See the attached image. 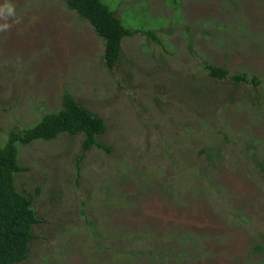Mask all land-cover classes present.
Returning a JSON list of instances; mask_svg holds the SVG:
<instances>
[{
    "label": "rangeland",
    "instance_id": "rangeland-1",
    "mask_svg": "<svg viewBox=\"0 0 264 264\" xmlns=\"http://www.w3.org/2000/svg\"><path fill=\"white\" fill-rule=\"evenodd\" d=\"M147 1L151 17L138 15L136 25H159L170 11L158 4H175ZM6 3L15 16L0 19L10 25L0 31V144L10 129L33 126L58 109L67 91L105 120L102 141L109 146L86 152L79 171L81 138L19 146L27 172L18 186L44 190L33 202L42 219L38 239L20 264H264V248L254 250L264 246V173L233 144L234 136L222 139L212 128L224 121L242 143L264 146V101L250 104L251 89L264 98V0H178L184 21L160 35L164 50L139 34L122 40L127 81L103 66V44L64 0H0ZM124 9L117 15L124 17ZM187 28L195 31L191 48L183 37ZM205 62L248 81L255 77L257 86L241 83L231 103L223 91L209 102L168 73L203 75ZM213 82L200 84H225ZM159 83L165 92L158 93ZM201 101L204 107H196ZM209 149L218 158L208 160ZM263 154L264 148L257 158ZM243 156L247 164H239ZM48 194L59 198L51 203ZM187 232L198 239L189 242L194 247L181 242Z\"/></svg>",
    "mask_w": 264,
    "mask_h": 264
},
{
    "label": "trees",
    "instance_id": "trees-1",
    "mask_svg": "<svg viewBox=\"0 0 264 264\" xmlns=\"http://www.w3.org/2000/svg\"><path fill=\"white\" fill-rule=\"evenodd\" d=\"M125 2L126 0H64L67 10L75 12L80 19L87 21L95 34V38L103 44L101 56L103 66L110 71L115 69L121 71V79L127 81L129 73L123 70L124 53L122 50V40L126 37H133L139 34L145 37L144 41L147 42V45L155 44L164 50L165 44L163 43V37L160 35L163 34L165 36L166 33L170 35L172 27L175 26L176 22L178 20L183 22L184 20L180 14L182 11L181 6L178 0H175V4L172 5L173 7L165 6L164 4L167 2H163L161 5L158 4L159 10L160 8L167 7L170 11L169 17L163 16L156 21L161 25L159 24L155 27L136 25L135 20L138 18V15L147 14L149 18L151 17V5L153 3L143 0L141 3H130L129 6H126ZM119 6L125 7L126 13L124 17L117 15ZM142 6H145V8H142ZM195 28L198 30L201 27L197 25ZM185 31L183 37L186 40L189 39L188 48H191V37L195 31L191 32L188 28ZM204 33L206 32L204 31ZM139 48L141 50L145 49L144 46H139ZM157 55V58L165 60L160 53ZM129 64H131V61ZM159 68V66H155V70ZM203 69L205 71L203 75H183L172 69H168V73L174 72L177 76H181L178 86L182 87L187 84L185 86L187 91H189L188 86H192L193 90L189 91L190 94L195 93L197 99H209V102H211V99L212 102L215 101L216 93L223 91L225 92V100L231 103L233 101V94L239 88V84L250 82L255 88L257 86L255 77L248 81L245 74L230 75L229 71L223 66L205 62ZM151 76L154 75L151 74ZM213 80L222 81L225 84L222 87H218V89L216 88L218 85L215 88L205 86L206 82L210 85L215 83ZM201 81H205L203 89L200 84ZM118 87L121 88L119 84ZM159 87L161 90L158 93L165 92L164 85L159 83ZM251 91L255 94L253 99H250L251 106L261 107L257 101H264V98L259 95L258 90L251 89ZM154 100L156 104L160 105L161 102L158 98L155 97ZM196 107H204L202 101L201 105H196ZM41 117L33 126L23 129L17 127L10 129L5 142L0 144V264H20L25 262L29 257L34 240L38 239L35 233L36 227L42 222V219L39 218L34 210L33 204L34 200L44 193L42 185L36 186L33 191L28 192L23 189L24 185L18 186L17 184L18 176L27 172V168L22 167L18 161L19 146H27L38 140L51 142L60 135H66L74 139L81 138V154L76 157L75 164L78 171L83 156L89 150L97 148L104 149L105 152L109 151L108 144L102 141L103 136L107 132L105 120L87 109L71 93L67 91L63 92L60 107L53 112L42 114ZM224 125L225 122L221 121L219 124L214 123L212 128L215 133L218 130L219 134L222 135V139L231 138V135L234 136L233 144H238L242 150L250 153L252 163L255 164L260 172L264 173V154L259 155V158H257L264 146L253 139H251V141H254L253 143L250 140H246L245 144L242 143L243 140L239 136L240 134L235 135L236 133L229 129L225 130ZM202 126L206 128L207 125L203 123ZM227 141L230 142V140ZM227 141L225 140V142ZM212 150H204L208 160H212V157L218 158L216 152L211 153ZM247 161V157L238 159L239 164H247ZM45 181L43 180L42 183ZM176 191L174 189V192ZM106 194L108 197H112L113 195L112 192H109L108 188H106ZM58 198L59 196L55 197L50 194L47 197L51 203H55ZM80 213L84 214V211L81 210ZM182 238L181 242L186 244L185 247H194L189 242H198L196 236H192L189 232ZM263 248L264 246H256L254 250L262 254Z\"/></svg>",
    "mask_w": 264,
    "mask_h": 264
},
{
    "label": "clouds",
    "instance_id": "clouds-1",
    "mask_svg": "<svg viewBox=\"0 0 264 264\" xmlns=\"http://www.w3.org/2000/svg\"><path fill=\"white\" fill-rule=\"evenodd\" d=\"M14 16H15V8L13 5L6 3L3 6H0V19L7 20L9 17H14ZM14 22H18V21H14ZM9 28L10 25L8 23H4L3 25H0V31L7 30Z\"/></svg>",
    "mask_w": 264,
    "mask_h": 264
}]
</instances>
